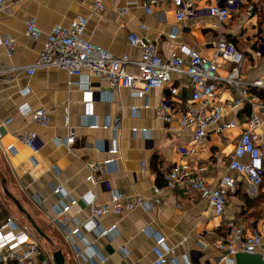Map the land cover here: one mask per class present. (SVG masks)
<instances>
[{
  "label": "crops",
  "instance_id": "obj_1",
  "mask_svg": "<svg viewBox=\"0 0 264 264\" xmlns=\"http://www.w3.org/2000/svg\"><path fill=\"white\" fill-rule=\"evenodd\" d=\"M147 1L117 0L114 4L108 3L103 12L92 13L90 0H13L5 12H0V36L8 35L15 42L10 56L5 55L0 45V119L12 118L1 127L0 218L10 216L29 227L43 248L39 260L46 255L52 256V251L59 249L64 264H74L69 243L51 222L54 210L68 197L53 193V186L61 184L65 195L77 201L67 215L79 221L88 217L86 200L92 195L99 204L108 201L111 189L126 195L139 193L151 197L153 187L163 186V175L175 164L187 163L191 168L205 165L208 186L214 187L227 171L235 140L245 128L250 111L247 106L232 111L224 108L221 122L233 121L234 126L218 131L217 125H212L203 144L197 146L190 129L168 126L153 108L144 107L146 103L155 105L163 99L175 112H181L191 99L184 76L174 74L167 87L152 88L139 97L131 95L124 87L110 88L99 78H93L88 89L79 88L71 81L81 79L69 76L59 67H39L29 73L51 27L68 26L76 17L84 16L87 18L82 34L84 40L114 55L127 53L131 58L139 54V49L127 40L131 31L153 38L161 56L186 45L207 57H212L211 42L222 31L244 54L239 77L245 81L259 77L264 81V0H245L232 9L222 25L207 12V7L217 0H194L196 14L181 20L175 18L169 0H157L151 13L143 9ZM250 6L253 9L248 14ZM119 8H125V13L120 14ZM29 17L35 19L42 31L37 40L25 34L24 21ZM140 25L146 29H140ZM229 67L228 63L221 65L219 74L223 76ZM130 70L135 71L132 66ZM216 85V103L224 104L237 96L222 81ZM169 86L177 87L176 93H170ZM90 91L92 102L88 104ZM252 92L264 98L263 89ZM24 103L31 108L46 109L47 126L21 115L18 106ZM194 105L199 106V103ZM130 106L138 110L131 111ZM114 117L120 118L117 130L89 126L94 119L103 123ZM133 127L136 128L134 132ZM69 128L73 130L74 142L67 150L55 140L66 136ZM23 130L37 133L40 141L37 152L33 153L19 140L18 135ZM255 131L264 150V126ZM111 144L117 147L114 154L106 151ZM189 148H194L195 152L188 154ZM107 157L114 159L101 174V181L88 183L84 161ZM231 174L235 188L226 196L223 216L215 215L207 198L186 183L164 188L157 205L100 217L101 227L115 225L114 234L98 236L95 231L85 234L83 244L77 243L83 249L80 261L83 264H153V235L158 233L165 236L166 245L174 247L178 264L186 261L189 264H224L223 251L213 244L237 224L243 225L247 235H260L255 252L264 255V180L260 185H252L235 171ZM33 196L41 198L43 203L37 205ZM148 232L152 235H147ZM89 243L92 247L85 248Z\"/></svg>",
  "mask_w": 264,
  "mask_h": 264
},
{
  "label": "built area",
  "instance_id": "obj_2",
  "mask_svg": "<svg viewBox=\"0 0 264 264\" xmlns=\"http://www.w3.org/2000/svg\"><path fill=\"white\" fill-rule=\"evenodd\" d=\"M117 0H90L92 13H101L107 4H114ZM173 6L174 16L181 20L196 14L193 7L194 0H169ZM245 0H217L215 4L207 7L208 15L216 19L219 25L225 23L230 17L232 9L241 5ZM13 0H0V12H5L7 5ZM157 0H148L143 6L146 13H151L152 5ZM252 6L249 7L248 14ZM119 13L124 14L125 8H119ZM87 18L78 16L68 26L54 25L46 33L41 50L35 62L29 68L32 73L35 68L54 66L64 69L71 77L80 78L72 84L79 88L88 89L93 78L105 80L110 88H127L131 95L143 96L152 88L167 87L172 81V75H180L187 78V85L191 90L190 103L179 113L170 108L168 103L160 99L155 105L146 103L144 107L153 108L157 117L162 119L168 126L174 125L181 129H190L195 145L201 146L208 134V129L216 124L218 131L234 126L233 121L221 122L223 110H235L240 106L249 108L246 117L245 128L239 133L235 140L234 149L228 161L227 171L220 177L216 186L209 187L207 183V169L205 165L198 164L191 168L187 163L175 164L163 175V186H154L153 195L149 198L142 194L126 195L118 189H111L108 201L102 204L96 203L94 195L86 200L89 206V215L84 221L70 219L67 215L70 207L76 204V200L65 195L61 184L52 187V192L61 197H68L66 202H60L54 210L51 218L52 224L61 231L70 246V256L74 264H83V249L79 248L78 242L84 240V235L95 231L98 236H109L114 234L115 225L108 228L100 226L99 218L108 214L121 215L132 212L138 208L150 207L160 203V195L164 188H174L186 183L191 189L205 196L215 215H224L226 196L235 188V179L231 174L233 171L244 176L252 185H259L262 181L264 170V150L259 144V134L255 131L257 127L264 126V98L258 97L252 90H264V81L259 77L245 81L239 77V69L244 60L243 52L236 47L225 33L219 31L214 41L211 42L213 49L212 57L201 54L194 48L181 45L178 49L171 51L166 56H161L156 51L154 39L141 35L137 31L127 34L129 44L139 49L136 58H131L127 53L114 55L110 51L84 40ZM25 34L37 40L42 34L35 19L29 17L24 21ZM140 29H146L140 25ZM174 37V34H171ZM264 43V40H263ZM0 45L4 53L10 56L14 50L15 42L8 36H0ZM230 67L223 76L219 74V68L223 64ZM130 66L135 71L130 70ZM222 81L229 89L236 93V97L230 101L216 103L214 101L217 90L216 83ZM177 87H168L170 93H176ZM28 91L27 89H25ZM25 94V92H23ZM87 103L92 102L91 91ZM194 103H199L195 106ZM122 108V106H121ZM131 111H137L138 107L130 106ZM18 111L23 116H29L30 120L38 125L47 126L49 115L42 107L31 108L27 103L18 106ZM12 118L0 119V128L11 122ZM68 122V118H65ZM120 118L106 119L98 123L96 119L89 124L93 128H104L117 130L120 128ZM172 129V127H169ZM133 132L135 127L131 129ZM0 130V137H1ZM19 140L33 153L40 148V141L35 131L23 130L18 135ZM58 144L67 150L71 149L74 142L73 130L64 137H56ZM11 149V145L7 146ZM109 154L117 152L115 144L106 147ZM188 154L195 152L194 148L186 151ZM113 157L103 160L86 159L84 161L87 175L85 180L90 184L101 181V174L107 170L112 163ZM144 166V163H143ZM37 205L43 200L33 196ZM147 230V229H146ZM147 235H152L150 232ZM154 245L152 246L153 264H166L168 261L178 264L174 257V247L165 243V236L154 234ZM83 244V243H82ZM260 244V235L256 233L245 234L241 224L233 225L229 233L214 242L213 247L223 251L222 260L224 264H235L234 255L237 252H255ZM92 244H86V248ZM43 248L31 234L29 227L19 224L14 218L6 216L0 218V264H54L52 256L46 255L42 259ZM264 261V255H262ZM104 261V259H100ZM90 262V260H87ZM90 264H93L90 262ZM97 264V263H96ZM183 264H189L184 262Z\"/></svg>",
  "mask_w": 264,
  "mask_h": 264
},
{
  "label": "water",
  "instance_id": "obj_3",
  "mask_svg": "<svg viewBox=\"0 0 264 264\" xmlns=\"http://www.w3.org/2000/svg\"><path fill=\"white\" fill-rule=\"evenodd\" d=\"M2 133V128H0ZM6 191V190H5ZM14 202L17 204V202L14 200ZM27 218L31 220L30 216L27 215ZM34 229L36 231H39L38 228L35 226ZM52 259L54 264H64V257L61 254V251L54 250L51 253ZM235 264H264L262 254L261 253H247V252H237L234 255Z\"/></svg>",
  "mask_w": 264,
  "mask_h": 264
},
{
  "label": "trees",
  "instance_id": "obj_4",
  "mask_svg": "<svg viewBox=\"0 0 264 264\" xmlns=\"http://www.w3.org/2000/svg\"><path fill=\"white\" fill-rule=\"evenodd\" d=\"M263 180H264V170H263V173H262V181H261V183L263 182ZM261 183H260V184H261ZM260 184H259V185H260Z\"/></svg>",
  "mask_w": 264,
  "mask_h": 264
}]
</instances>
